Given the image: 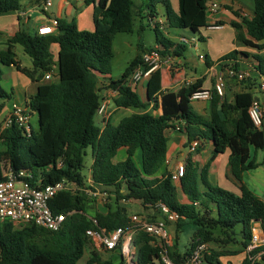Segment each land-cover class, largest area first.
<instances>
[{
    "label": "trees",
    "instance_id": "1",
    "mask_svg": "<svg viewBox=\"0 0 264 264\" xmlns=\"http://www.w3.org/2000/svg\"><path fill=\"white\" fill-rule=\"evenodd\" d=\"M34 1L38 5L42 2ZM93 2L85 0L87 5ZM208 2L179 0V10L175 12L169 0H102L95 10L92 31L80 29L75 20L61 18L53 34L33 35L21 28L6 41L7 48L0 51V101L12 96L1 85L4 76L1 65L16 66L34 82L41 81L53 70L56 78L40 85L27 106L31 114H38L39 132L32 127L29 136L16 123L0 130V157L7 153L14 171L33 172L41 177L42 186L62 180L84 186L86 180L81 170L86 149L90 147L93 183L115 198L107 204V209L91 212L84 192H59L50 201L55 213L67 215L64 228L59 231L0 220V264H79L86 252L90 253L88 264H114L91 250L87 231L97 227L94 220L107 231L128 227L131 215L124 205L126 200L154 210L162 203L180 215L179 229L195 226L186 251H181L177 240L167 247L173 264H186L200 245L237 242L238 229L247 248L255 224L260 223L264 229V200L244 180L246 172L264 167V156L261 162L256 156L258 150H264V129H257L248 113L254 99L247 103V94L239 93L230 102L214 90L209 112L204 115L195 109L191 96L203 88L205 78L177 91L165 90L160 68L146 81L143 97L131 86L130 78L143 64L142 53L146 50L137 55L121 77L106 82L99 79L111 73L115 35L133 32L135 16L146 17L153 25L161 56L180 58L187 45L168 37L165 27L201 34L208 27ZM160 6L165 10L166 22L158 20ZM22 7V0H0V16L19 12ZM232 25L239 31L237 40L241 45L258 52L264 50V0H254V15L244 18L243 26L235 22ZM242 27L245 33H241ZM17 45L30 57L32 68L18 62ZM239 56L250 54L234 49L220 62L227 63L225 68L233 65L239 71ZM252 57L258 63L256 71L264 73L263 57L259 53ZM206 64L212 65L208 57ZM242 81L245 83L247 79ZM105 90L116 91L115 106L132 113L116 119L115 115L111 116L101 127L96 116ZM159 108L162 113L156 114ZM171 128L186 132L188 146L194 140L201 143L207 140L213 147L212 156L204 166L186 164L179 184L172 180L167 163V132ZM2 146L5 150H1ZM122 150H125L123 159L120 158ZM227 150L230 152L229 177L237 192L214 185L209 179L212 161ZM156 219L153 216L147 220ZM133 245L137 264L162 262L165 247L150 234L137 231ZM236 254L212 249L204 254L203 264H234L229 257ZM242 264H264V246L248 252Z\"/></svg>",
    "mask_w": 264,
    "mask_h": 264
},
{
    "label": "built area",
    "instance_id": "2",
    "mask_svg": "<svg viewBox=\"0 0 264 264\" xmlns=\"http://www.w3.org/2000/svg\"><path fill=\"white\" fill-rule=\"evenodd\" d=\"M39 5V10L46 13L53 5V0H42ZM216 7L217 5L207 6L208 15ZM59 19L60 17L56 16L48 25L40 26L37 34L47 35L55 33ZM212 28L220 29L222 26L216 25ZM180 42L197 47L195 38L189 39L182 36ZM160 56L158 45L143 54V64L134 71L130 78L131 86H136L138 83L150 78L151 74L159 68ZM199 58L205 61L206 55L201 54ZM249 74L247 71H237L233 65H228L222 72L217 74L213 88H202L196 91L191 96V100L192 102L210 101L213 97L214 90L223 97L225 94L226 77L242 81L247 79ZM45 78L49 80L56 78L55 70L48 72ZM260 89L264 92V83L261 84ZM107 106L108 103L103 100L99 113L103 114L104 111L107 112ZM248 113L254 126L257 129H262L264 126V113L261 101L254 99L249 106ZM30 118L31 112L29 109L22 107L14 108L8 114L5 126L2 129L16 123L30 136L32 134ZM200 144L201 142L199 140L192 141L188 147L189 151H196ZM184 173L185 166L178 165L172 172V180L179 183ZM63 190H69L74 194L82 191L87 197L101 200L109 195L102 187L95 186L92 178H88L84 186H79L67 180L42 186L40 176H36L28 170L14 171L11 168L9 160L8 162H4L3 158L0 157V220H8L15 224H35L48 230L59 231L64 228L67 215L65 213H55L50 206V201ZM156 208L169 222H177L180 218L177 212L171 211L162 203H159ZM94 222L97 227L87 231V237L91 243V250L97 253L120 250L129 264H134L133 261L135 260L133 238L137 231H144L156 240L163 239L167 244H170L168 240L170 234L164 221H149L142 215L133 214L130 216L128 227H119L113 231H107L105 228L99 227L96 220ZM261 246H264V229L260 223H256L247 250L248 252L255 251ZM205 248L206 244L200 245L188 258L186 264H203L205 254L203 251ZM162 262L164 264H173L168 255L167 247H165V251L162 254Z\"/></svg>",
    "mask_w": 264,
    "mask_h": 264
},
{
    "label": "crops",
    "instance_id": "3",
    "mask_svg": "<svg viewBox=\"0 0 264 264\" xmlns=\"http://www.w3.org/2000/svg\"><path fill=\"white\" fill-rule=\"evenodd\" d=\"M176 3H177V8L175 10L176 12H178L179 0H176ZM101 4H102V0H95V2H93L90 5H87L85 3V0H53V5L50 7V9L46 13H43L39 10L38 8L39 6L34 0H22L23 7L21 11L0 16V51L5 50L7 48L5 39L8 40L21 28L29 25L31 19H32V22H34L33 30L35 31V34L37 33L38 28L40 26L48 25L50 21L56 16H59L60 19L61 18L66 19L68 21L76 19L77 21L76 20L75 21L77 22V25L80 29L92 31L95 28V23H94L95 10ZM213 5H217V7L215 8L213 12H211L208 15V27L206 29H203L200 36L204 38V31L211 30V31H217L216 32L217 35H219V37H222L221 40L223 41H233L234 39L237 40L239 31L234 28L232 23L235 22L243 26L244 18L250 19L253 17L254 0H235V1L209 0L208 6H213ZM164 21L166 22V19ZM216 25H220L222 26V28L220 29L212 28L213 26H216ZM224 31H227V32L224 34ZM164 32L168 37H170L174 41H180V38L182 36L186 37L185 32L188 33V35H190L191 37L195 38L191 34V32L188 30L173 29V28H169L167 25L165 27ZM173 32L176 33V37L173 36ZM241 33H245V27L241 28ZM237 41L239 42V40ZM209 45L210 44L208 43V47ZM245 47L246 46H243V45L234 46L233 44V46H230L229 49H224L223 51H221L222 53L216 54L215 59L212 61V65L209 66L208 74L203 75L201 77H196V78L192 77V81L193 80L195 81V80H198L204 77L205 80L202 84V87L210 88L212 86V81H213L212 77L222 72L225 68V65L227 64L225 62L221 64L220 59L225 54L231 52L234 49L244 50ZM54 50L55 52H57L58 47L55 46ZM238 58L240 60L239 68L241 71L244 70L246 67L251 66V68H253L254 70L253 73L255 74L257 73V75H259V72L256 71V68H255L256 64H258L257 61H255L254 59H251L250 56L249 57L239 56ZM17 60L23 67L32 68L33 66L31 60H27V62L23 64L22 60L19 58L18 55H17ZM219 63L220 65H218ZM7 67L10 68V71L8 73L9 74L8 78L12 80L11 81L12 83L10 85L12 96L9 100L0 101V106H3L0 115H7L14 108H17V107L27 108V106H29L30 99L32 98V96H34L37 93L39 86L48 82L46 78L42 79L39 82H34L30 78H28L25 74H23L21 71H19L16 68V66L11 65ZM4 76H6V73H4ZM173 79H174L173 76H171V80H172L171 83L174 82ZM231 79L232 78H228V80H231ZM249 82L250 83L246 84L245 86L234 85L233 87L232 86L229 87V91H228L229 96H234L235 98L236 94L246 93L248 97L247 103H249L253 99L260 100L263 106V113H264V98L260 97L257 94L258 89L256 87V81L253 79V74ZM132 87H134L143 97H145L146 82L142 81L138 83L136 86H132ZM165 90H169V89L166 88ZM170 90H173V87H171ZM226 93H227V85L225 83V94ZM117 96H118V93L116 91H112V90L103 91V99L106 100V102L108 103V106H107L108 111L110 112L113 111L112 113H114L115 111L118 110L119 114L121 112H125L127 115L132 113V111L129 109L128 110L118 109L115 106V103L113 106L112 99L117 98ZM233 101L234 100H230V102H233ZM193 103H197V104L199 103L198 105L196 104L194 107L198 112L205 115L204 112L206 110L204 111V109L208 108L209 101L193 102ZM157 112L158 114H161L162 109L159 108L156 111V113ZM174 125L177 126L178 122H174ZM171 129H173V131L171 132L170 136H168V142H169V154H168V161H167L168 167H169V164L170 166L173 164V171H174L178 165H184V162H185L186 164L192 163L195 167L200 168L209 161V159L212 156V152H213V147H212L211 142L207 140L202 142L201 146L203 147L202 148L203 150L201 149L200 150L201 152L199 154L189 156V154H192V153L189 152L188 150V145H187L188 137H187L186 132L175 129V128H171ZM263 129H264V126H263ZM122 151L120 153H123V155L121 156V158L123 159L125 157V152H124L125 150H122ZM177 154L179 158L177 157ZM229 156H230V152L227 150L225 153L218 155L212 161L209 179L211 183L214 185H218L222 188L223 187L227 188L230 191L237 192V188L231 182V179L229 177V166H228ZM170 169L171 168L169 167V170ZM90 178L91 177H89V179ZM261 198L264 200L263 197ZM184 199L185 198H182V200ZM101 256L105 260L113 261L114 264H129L128 260L124 258L122 253L118 251L101 253ZM245 258L246 256L242 257L241 260H239L238 264H242ZM88 259H89V256L87 257V261ZM133 262L134 264H137L136 260H134Z\"/></svg>",
    "mask_w": 264,
    "mask_h": 264
},
{
    "label": "rangeland",
    "instance_id": "4",
    "mask_svg": "<svg viewBox=\"0 0 264 264\" xmlns=\"http://www.w3.org/2000/svg\"><path fill=\"white\" fill-rule=\"evenodd\" d=\"M169 1L171 3L172 9L176 12L175 10L177 8L176 0H169ZM165 19H166L165 10L163 6H160V16L158 17V20L164 21ZM33 23L34 22H32V19H31L30 24L27 26H24L23 28L26 29L28 33L34 35L35 31L33 30V26H34ZM216 32L217 31H211V30L204 31V40L200 38V34L191 33L197 41V47H195L194 45L186 44L187 48L184 51L183 56H181L180 58H173V56H167V57L160 56L161 58H160L159 68L163 72V84H164L165 89L167 88L170 90V88L173 87V90L177 91L181 87L192 84L197 81V80L192 81V77L196 78V77H201L203 75H207L209 72V67L206 64V60L205 61L200 60L199 56L201 54L206 55V57H208L210 61H213L215 59L216 54L222 53L221 51H223L224 49H229V47L233 46V44L234 46L236 45L241 46L240 42H238L235 39L233 41L221 40L222 37H219V35H217ZM226 32L227 31H224V34ZM185 35H186V38H189V39L193 38L190 35H188V33L186 32H185ZM173 36L176 37L175 32H173ZM5 41H7V39H5ZM208 43L210 44L209 47H208ZM156 45H157L156 44V34L154 31L153 25L150 24L148 18L146 17L141 18L139 16H135L133 32H122V33H117L115 35L114 40H113V59H112L111 73L106 76H100L99 79L103 82H106V81H109L111 78L117 79L121 77V75L126 71L127 67L137 57V55L142 53V50L147 49L148 51V49H152L156 47ZM244 50H246L250 54L251 59H253L252 55L255 53H259L264 59V51L258 52L257 50L251 49L249 47H245ZM15 52L17 53L19 58L22 60L23 64L27 62V60H31L30 57L23 51V48L20 45L15 46ZM144 53H142V55ZM220 63L222 64L223 62H220ZM220 63L218 65H220ZM1 67L3 69V73H6V76H4L5 79L3 78V80L1 81V85L4 87V89L8 90L9 93H11L10 85L12 83L11 82L12 80L8 78L9 77L8 73L10 71V68H8L5 65H1ZM243 71H247L248 73H250L245 83L244 81L237 80L234 78H232L231 80H228L229 77H226L225 83L227 85V93L224 94L225 99L227 101L234 100V96H229V93H228L229 87L231 86L233 87L234 85L245 86L246 84L250 83L249 81H250V78L252 77V74H253V79L256 81V87L258 89L257 94L260 97L264 98V92L261 91L260 89L261 84L264 83V73L262 74L259 73V75H257V73L256 74L253 73L254 70L253 68H251V66L246 67ZM171 76H173L174 78L173 83H171L172 81ZM216 76L217 74L214 75V77H212L213 81H212V86L210 88H213L215 81H216ZM146 81L147 80H145L144 82ZM114 101H115V98L112 99L113 106L115 103ZM196 104L197 103H193L194 106ZM204 111H205L204 112L205 115L208 114L209 106L207 109L205 108ZM112 112L104 111L103 114L99 113L96 116L97 124L102 127L104 124V121L111 116L115 115V119H116V118H120L123 115H127L125 112H121L119 114L118 110L115 111L114 113ZM156 114H158V112ZM7 116L8 114L0 115V130H2V128L5 126ZM30 122L35 132L38 133L39 132V117L36 112H33L31 114ZM177 129L180 130L179 128ZM172 131L173 129L168 130L167 135L170 136ZM202 148L203 147L200 144L198 149L194 152H191L192 154H189V156L199 154ZM1 150H5L3 146L1 147ZM257 152H256L257 161L261 162L264 156V150H258ZM252 153L253 155L255 154L254 149H252ZM122 155L123 153H121L120 158ZM177 157L179 158L178 154H177ZM2 158L4 162H8L9 155L5 153L4 155H2ZM136 159L138 158L136 157ZM92 163H93L92 150L89 147L86 149V155L84 157V167L81 170V173L83 174V176H85V180L91 177L90 174H91ZM185 164L186 163L184 162V166H186ZM228 166H229V160H228ZM169 167L172 169V170L170 169V171H173V164L171 166L169 164ZM244 180L257 195L264 198V167L263 166H260L257 169L247 172L244 175ZM180 193H181L180 194L181 198H184V196L182 195V192ZM114 198L115 196L114 195L112 196V193L110 194V192H109V195L103 200L93 199V198L88 197L89 202H90L91 212H94L95 210H103L104 208L107 209L106 207L107 204L113 203ZM124 205L129 209L130 215H133V214L140 215L141 214L147 219L149 217L151 218L153 216H156L157 218L156 221H164L166 223L167 230L170 234L169 239H168L170 244H167L163 239L157 240V241H159V243H161L163 247H170L177 240L181 251L182 252L186 251L187 246H189L191 243V237L195 229L194 225H190V226L185 225L183 229H179L177 222L167 221L165 219V216L162 213H160L158 210H154L153 208L144 209L141 205H137L133 203L131 200H126L124 202ZM219 235H220V232L217 231L216 236H219ZM236 238H237V242L230 243V244H223L221 242L209 243L206 245V248L203 251V253L209 252V250L211 251L212 249L219 250V251L225 250V251L235 252L238 254H236L235 256L229 257V259L235 264H238L239 260H241L242 257H245L248 255V250L242 244V237H241L240 229L237 230ZM89 255L90 253L86 252L84 257L79 261V264H88L87 257ZM157 264H164V262H158Z\"/></svg>",
    "mask_w": 264,
    "mask_h": 264
}]
</instances>
